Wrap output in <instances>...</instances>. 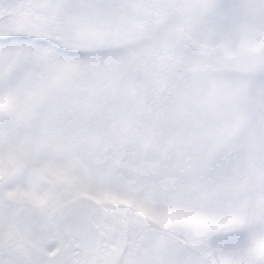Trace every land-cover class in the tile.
<instances>
[{"label": "snow or ice", "instance_id": "6c2138e0", "mask_svg": "<svg viewBox=\"0 0 264 264\" xmlns=\"http://www.w3.org/2000/svg\"><path fill=\"white\" fill-rule=\"evenodd\" d=\"M0 264H264V0H0Z\"/></svg>", "mask_w": 264, "mask_h": 264}]
</instances>
